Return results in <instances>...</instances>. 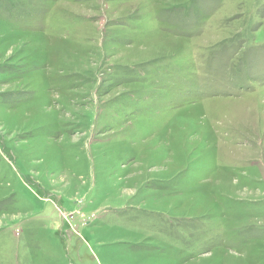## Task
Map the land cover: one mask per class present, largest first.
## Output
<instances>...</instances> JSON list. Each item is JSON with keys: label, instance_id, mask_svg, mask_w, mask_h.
Listing matches in <instances>:
<instances>
[{"label": "rangeland", "instance_id": "rangeland-1", "mask_svg": "<svg viewBox=\"0 0 264 264\" xmlns=\"http://www.w3.org/2000/svg\"><path fill=\"white\" fill-rule=\"evenodd\" d=\"M0 264H264V0H0Z\"/></svg>", "mask_w": 264, "mask_h": 264}]
</instances>
